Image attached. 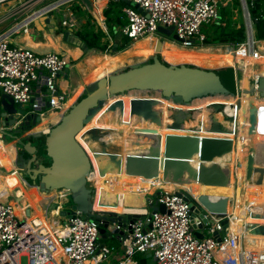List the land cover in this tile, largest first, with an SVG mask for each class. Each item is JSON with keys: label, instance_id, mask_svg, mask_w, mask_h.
I'll list each match as a JSON object with an SVG mask.
<instances>
[{"label": "water", "instance_id": "1", "mask_svg": "<svg viewBox=\"0 0 264 264\" xmlns=\"http://www.w3.org/2000/svg\"><path fill=\"white\" fill-rule=\"evenodd\" d=\"M93 10L90 0H82ZM130 4L128 0H121ZM61 18L48 16L43 13L33 21L38 30H44L49 24L54 30H60L57 26ZM249 36L253 35V27L250 22L245 24ZM52 30V33L53 31ZM64 39L67 42L81 48L84 52H95L89 48L72 30H63ZM158 33L167 37H173L180 41L174 28L159 27ZM164 40H158L155 50L157 51L145 62H138L127 66L122 71H114L95 82L87 85L84 94L78 98L70 107L69 111L61 120L52 126L48 132H32L31 137L24 144L23 148L29 160L19 156V149L16 142L15 166L22 180L30 187L37 188L41 193L65 191L67 193V211L63 212L73 218L76 210L97 223L102 239L107 235H119L124 231L131 230V224L138 219H143V214L119 215L112 211L94 210V196L96 189L90 185V177L93 173V163L85 148L77 140L78 134L93 120V118L106 106L109 99L118 96H127L131 92H162L173 98L176 103L188 106L197 98H206L213 95H227L233 98H240L242 95H249L264 99V76H257L253 80L245 82L244 88L240 87L239 69L233 66L208 68L191 63L173 64L166 61L159 51L163 47ZM117 47V41L114 48ZM116 52V49H113ZM160 101L156 98H133L130 101V118L138 121H145L157 127L163 126L162 112L158 109ZM211 124L209 130L212 133L236 135V127L227 128L216 117V114L223 108L222 104H213ZM171 111V123L167 124L170 130H182L183 124L193 112L182 108H169ZM125 111V103L122 98L116 100L106 108V112ZM23 111L15 104L14 99L0 92V126L14 127L9 134L22 133L31 130L40 121L37 115L26 116L17 124ZM228 117V116H226ZM232 119V118H230ZM233 121V119H232ZM234 122H236L234 118ZM248 123V134H264V106H257L254 100L249 102L248 115L245 118ZM97 129L89 131L91 139L101 141V135ZM134 134L148 135L156 138L148 148L146 154H129L126 157L125 173L128 175L142 176L146 179H162L164 182L189 184L197 182L206 186L226 187L230 184L231 178L237 179V175L229 168L222 166L215 160L225 155L238 151L234 138L229 136H200L191 134L168 133L165 137L164 150L162 149V137L157 130L145 128L136 131ZM25 138V137H24ZM21 140V139H20ZM6 142V137L3 139ZM253 145V144H252ZM264 145V144H263ZM261 144H254L249 147L248 155L244 158L246 162L245 180L253 181V175H258L257 185L264 183V149L260 150ZM245 148V145L242 146ZM21 150V151H22ZM261 151L260 155H258ZM103 154L109 158L111 167L121 169L122 162L117 153H109L104 147ZM198 156L199 164L193 166L192 161ZM39 162H46L39 165ZM33 166V167H32ZM240 166V162H239ZM31 167V168H30ZM29 177H25L27 171ZM105 172L103 171L102 174ZM176 195L183 197L189 203L192 224L194 228L203 229L207 222V213L217 214L224 217L228 214L229 205L233 203L228 197L212 198L203 194L194 198L190 192L177 191ZM197 202H196V201ZM148 208H153L152 206ZM147 209V208H146ZM159 210L165 212L163 204L154 207L152 213ZM252 214V213H250ZM257 217L261 216L253 214ZM202 219L203 224L196 227V222ZM24 223V219H22ZM230 221L224 219L222 225L226 230ZM247 229L251 234L264 235V224H248ZM200 239L204 235L196 231Z\"/></svg>", "mask_w": 264, "mask_h": 264}, {"label": "built area", "instance_id": "2", "mask_svg": "<svg viewBox=\"0 0 264 264\" xmlns=\"http://www.w3.org/2000/svg\"><path fill=\"white\" fill-rule=\"evenodd\" d=\"M10 1L12 0H0V5ZM35 1L37 0H17L14 6L15 13L18 14ZM74 1L80 2L83 10L90 11L82 0H58L47 8L29 15L25 21L23 20L24 24L33 25V21L43 13L63 11L60 27L63 30H82L84 24L72 10ZM128 1L130 5L123 9L127 24L121 28V33L125 37L135 43L146 36L155 35L159 27H173L184 48H199L196 47L197 41L203 45L207 35L202 31V27L215 23L223 25L224 23L220 22L219 8L227 7L233 2V0ZM238 1L245 11L246 21L253 27L250 8L254 6L255 0ZM66 5L68 8L62 9ZM22 25L16 24L0 33V92L11 96L23 111L17 124L28 115L39 117L54 115L57 118L56 122L51 121L47 130L40 131L44 133L57 124L72 106L68 105L69 94L59 83L61 77L67 74L70 61L66 55L57 51L40 54L11 42V36L18 33ZM259 42L253 29V35L249 36L247 32V39L231 46V52L241 57L257 58L261 54ZM235 67L240 71L239 63ZM13 129L14 127L0 126L1 140L3 141L6 134ZM176 192L162 191L158 196L149 198L146 202L149 207L163 204L165 212L146 211L143 219H138L130 225V232L124 231L116 235L124 250V256L120 258L119 264H137L131 260L136 253L151 254L157 264H226L218 256L225 247H229L232 264H264V253L250 250L245 255L246 250L239 249V238L230 234L222 225L224 217L207 213L205 224L202 219L196 222V227L203 224V229L194 228L189 203L176 195ZM55 193L56 203L58 200L60 204L63 200L67 202L65 191ZM12 199L16 200L15 197ZM226 216L233 215L228 212ZM196 231L201 232L204 237L198 238ZM99 239L97 223L87 219L78 210L61 229L53 233H43L41 238H38L28 226L25 213L19 217L12 203L0 200V264H102L113 255L115 247L100 246ZM58 255L59 261L56 258Z\"/></svg>", "mask_w": 264, "mask_h": 264}, {"label": "bare ground", "instance_id": "3", "mask_svg": "<svg viewBox=\"0 0 264 264\" xmlns=\"http://www.w3.org/2000/svg\"><path fill=\"white\" fill-rule=\"evenodd\" d=\"M106 3V2H105ZM104 3L97 4L93 6V9L100 13L99 17L102 18L101 12L104 8ZM151 36V35H150ZM30 38V37H29ZM32 40V39H30ZM49 41L53 42L51 38ZM156 42V40H155ZM38 43V42H37ZM42 43V42H41ZM48 43V42H47ZM44 44V43H42ZM46 44V43H45ZM37 46V45H36ZM156 43L153 42V38H147L141 42H135L131 45V47L120 54H116V56H96L94 59V71L86 77L85 82H90L94 79H98L97 76H101L103 74H109L113 69H121L124 66L131 65L134 63L142 62L149 58L150 55L156 54ZM258 47L262 54L258 55L257 58L254 57H241L236 55V61L240 64L241 67L245 68L247 71V75H244L240 68L239 78H240V87L244 88L245 82H247L251 77L252 70L255 68V73L252 78H256L257 76H264V45H260L258 43ZM213 52V53H212ZM159 54L163 56V58L173 64L179 63H191L201 67H215V66H225L228 64H232L234 57L233 53L229 49L224 50H212L210 47L204 48H190L186 49L184 47H177L176 45L165 43L163 47L159 51ZM212 54V55H211ZM68 59V58H67ZM101 60V61H98ZM93 61V60H92ZM100 79V78H99ZM82 87L75 90V95L78 96L81 93ZM117 98H122L125 103V111L124 114L121 115L117 112H106V108L115 102ZM133 98H156L160 101L158 109L162 112L163 116V126L157 127L150 122H145L143 120L138 121L136 118H130V101ZM254 100V103L257 106H264V99H259L256 97H251L249 95H242L240 98H233L227 95H213L206 98H197L192 101V103L188 106H183L171 98L170 96L165 95L162 92H145V91H135L131 92L127 96H118L109 99V102L106 106L93 118V120L78 134L77 140L81 143V145L86 149L90 158L93 162V173L90 177V181L93 178L95 170H98L97 174L106 172V169L110 167L109 158L106 154H96L92 148L99 149L98 143L106 142L108 144H117L120 147L119 150V158L121 159L122 166L119 172L125 173V162L126 157L129 154H146L148 153V148L155 142L156 138L148 135H139L136 139H133L131 135L136 131H141L145 128H152L157 130L160 136L162 137V149L164 150L165 146V137L171 132L170 129L167 128V124L171 123L170 119V107L172 108H182L185 110L193 111L192 119H189L183 124L182 130H175L179 134H191V135H200L202 136H213L209 128L211 124L210 115L213 111V104H222L225 106V111L229 116L235 118L237 126L239 122L240 135L243 133L247 134L248 132V123L245 122V118L248 115L249 102ZM240 102L239 106L235 105V102ZM217 116V115H216ZM99 117V119H98ZM97 119L99 122H97ZM137 121L139 123H137ZM47 123V121H45ZM46 123L40 125L39 128H45ZM97 126V127H96ZM95 127V128H94ZM97 129L98 131H102L108 133L105 137L101 138V141L91 140L89 137L84 136V133L88 129ZM108 128V129H107ZM129 133V134H128ZM125 134V137L122 136ZM212 134V135H211ZM260 134V133H258ZM127 135L128 138H127ZM87 138L90 142L91 146L83 140ZM257 136V135H255ZM256 139V137H255ZM264 140V136H259L258 141ZM249 142L248 137L239 136L237 142V148L239 149L235 153H231L225 155L222 160L217 158L215 161L222 166L226 161H231V164L234 165L236 159L240 161L239 174L242 171V163L243 158L240 157V152L245 153L242 150V144ZM263 141L260 149L264 147ZM240 146V148H239ZM244 146V145H243ZM10 158L14 159V148L13 144H5L0 138V158ZM98 162H97V159ZM0 159V160H1ZM15 161V160H14ZM13 160L0 161V168L12 167L15 166ZM224 162V163H223ZM193 166L197 167L199 164L198 156H195L192 161ZM101 167V168H100ZM233 168V167H232ZM19 174L17 172L13 175L6 174L0 171V200L4 202L12 203L16 209V213L19 217L22 215H26L28 226L32 228V230L37 234L38 238H41V234L43 233H53L57 231V228H54V222L48 220L44 217L48 204L51 202H56L57 195L56 193L52 196V194L46 195L41 193L37 188L28 187V190L25 193H20V195H10L13 192V188L10 189L6 183L10 184L12 178H17V181L20 182ZM114 175L105 174L104 180H97L98 189L103 188V182L107 181L108 190L106 186H104V190L101 196L98 197L96 194L94 196V210L96 211H117L123 212L127 211L125 209V199L130 196V194L136 195L134 197H143V195L139 194H148L157 188L163 189V191H174L176 188H182L188 190L192 196L195 198H199V196L206 194L211 196L212 198H233V203L229 205V212L233 215L232 217L224 216V219H228L230 221L229 227L227 228L229 233L233 236H237L239 238V249H244L245 255L248 254L250 250L255 249L254 251L259 252L260 254L264 253V235L262 234H251L248 229V224H264V183L262 186H254L252 184H248L242 182V186L238 189L235 186V182L233 178H231L230 184L226 187L220 186H206L197 182H191L189 184H179V183H171L164 182L161 178L154 180H145V179H136L131 177L123 178L126 181L120 180L119 178H115ZM108 179V180H107ZM4 182V183H3ZM20 183H18L19 185ZM176 184V186L174 185ZM26 190V189H24ZM124 190V191H123ZM139 192V193H138ZM187 192V191H186ZM32 196V197H31ZM15 197L16 200L12 198ZM117 198L118 203L117 207H114L111 202H105L106 198ZM20 198V199H19ZM22 198V199H21ZM24 198V199H23ZM238 200V201H237ZM49 201V203H48ZM107 201V200H106ZM37 204H42L44 209L43 212H40L37 209ZM253 208V209H251ZM39 212V213H38ZM38 213V214H37ZM252 213V214H250ZM53 214H58V209L56 208ZM258 214L261 215L259 217L253 215ZM53 216V215H52ZM242 219L241 221H237L238 218ZM55 221V220H54ZM238 222V224H237ZM36 224L38 227H36ZM36 227V228H35ZM61 229V227H60ZM229 247H225L218 254L219 258L222 260L226 259L227 264H232L230 259ZM57 261H59V255L56 257Z\"/></svg>", "mask_w": 264, "mask_h": 264}, {"label": "crops", "instance_id": "4", "mask_svg": "<svg viewBox=\"0 0 264 264\" xmlns=\"http://www.w3.org/2000/svg\"><path fill=\"white\" fill-rule=\"evenodd\" d=\"M46 1L47 0H37L35 2H32L29 6H26V8H24L23 10H20L18 14H16L15 11H14V9H15L14 6H16V4H17L16 0H12L10 2H7V3H4V4L0 5V33L6 31L10 27H14L16 24H23L21 26L22 29H20V31L18 33H16V34L11 36V38H10L11 42H13L15 44H18V45H21V46H24V47H28L30 49H33L37 53H40V54H45V53H48V52H51V51H57V52H60V53H62V54L67 56L68 60L70 61V66L67 69V74H65V75H63L61 77V79L59 80V83H60L61 88L63 90H65V91H67V93L69 94L70 100L68 102V105H70V104H73L78 98H80L84 94V91H85V88H86L87 85L91 84L92 82H95L99 78H102V77L108 75V74H103L101 76H97L98 79H94V80L88 82V84H87V82H85L86 77L89 76L94 71L93 66H94V62H95L94 59L96 58V56L106 55V56H113L114 57V56H116V54H120L122 52L127 51L130 47L127 50H125V51L116 52L113 55L98 53L99 49H95V48H92L95 51L93 53L84 52L78 46H76L74 44H68L67 41H65L63 32L60 31L62 29L60 27V24L59 25L57 24V26L60 27V30H58V31L54 30V26L49 25V24L45 27V29L43 31L42 30L41 31L38 30L37 28L34 27V25L26 26L24 24V21L29 15H31L34 12H37L39 10L45 9L48 6H50L49 4H46ZM90 1L92 2L93 6L95 5V3L101 4V3H105L106 2L105 6H104V8L102 9V12H101L102 18L99 17L100 13H97L94 10L95 8L93 10H90V11H86V10L82 9L83 12H90L93 15L91 19L88 18L89 19L88 23H85V20L81 21V23H85V25H82V27L83 26L86 27L87 25H89V26L93 25L92 23H94V20L98 19L99 26H97V29L92 28L90 30L92 32H94V34L97 35V36L102 34L101 38H100L101 39L100 41H102L103 39L107 38V39H109L111 41V45L115 44L116 40L112 39V36H111V32L112 31L110 30V28L108 26L107 19H106V16H105L104 12L110 5L114 6L117 10H120V18H121L122 24L113 26V29H114L113 31L119 32V29L127 24L126 23L127 22L126 15L124 14L123 9L126 6H129L130 4L122 6L121 3L118 2V0H90ZM78 3H80V2H78ZM3 5H6V7H3ZM47 15L61 18L62 15H63V11H51V12L47 13ZM123 23H124V25H123ZM25 28L27 29L26 32L24 31ZM52 30H54L53 33H52ZM79 31H83V30H79ZM79 31H73L72 33L74 35L78 36L77 32H79ZM49 38H51L53 42L49 41ZM147 38H154L156 40L155 43L157 44L158 40H157V37L155 35L146 36V37L138 40L137 42L144 41ZM30 39H32V40H30ZM41 42L44 43V44H42ZM105 43H107V40H105ZM170 44H173V43H170ZM100 46H104L102 42H100ZM109 48H111V47H109ZM212 50H213V48H212ZM109 51H112V50H109ZM233 57H234V60H233L232 64H228V65H225V66H233L235 63H238L236 61V54H233ZM98 61H101V60L98 59ZM127 66H129V65H127ZM127 66H124L121 69H113L110 73H112L114 71H122ZM240 68H241L242 73L244 75H247V71L245 70V68H243L241 66H240ZM254 73H255V68L252 70V73L250 75L251 78L254 76ZM80 87H82L81 93L78 96H76L75 95V90H77ZM117 100H118V98H117ZM216 115H217L216 117L218 118V120H220L223 125L227 126V128L233 129L234 127H236V135L232 136V138H234L235 145L238 142L239 136H241V139H243V137H245V136L249 138V142L242 144V146L245 145V148L242 147V150L245 153L240 152V157L239 158H241V157L243 158L241 173L239 174V168H240L239 162L241 160L238 161V158L235 161L234 168H232L234 173L237 175V179L234 180V178H233V181L235 182V186L239 189L242 186V182L246 183V180H245V173H246L245 165H246V162L244 161V158L248 155V149H249V147L253 146L254 144H259L262 141L264 142V140H261V139H260L261 141H258L259 136H262V135L264 136V134L255 133L253 135H249L248 132H247V134L243 133V135L242 134L240 135V129L238 127L239 126V122H238V126H237L236 122L232 121L231 119H227L226 116H228L230 118H232V116H229L226 113L225 110H224V112H219ZM98 119H99V117H98ZM98 119H97V122H99ZM56 120H57V118L54 115H51V114L49 116L47 114L46 116L40 117V121L37 123L36 129H38V130H47V128L49 127V124L51 123V121L56 122ZM45 121H47V123ZM44 123H46L45 128L40 129L39 126L43 125ZM137 123H139V122L137 121ZM92 129L93 128L88 129L84 133V136L86 134H88L89 131L92 130ZM100 132H102V131H100ZM6 135H8V133ZM255 135H257V136H255ZM84 136H83V140L91 146L90 142L87 140V138H84ZM122 136L125 137V134H123ZM128 136L129 135H127V138H128ZM22 137H24V136H22ZM255 137H256V139H255ZM13 148H14V145H13ZM239 148H240V146H239ZM91 149H93V151L95 153V157H96V154H103L101 152V150L92 148V146H91ZM263 149H264V147L262 149H260V150L263 151ZM261 151H259L258 155H260ZM15 158H16V149L14 148V159L12 157H11V159L10 158L7 159V157H6V158H2V159L0 158L1 159L0 161H6V160L7 161L8 160H13L14 161ZM91 161H92V159H91ZM97 162H98V159H97ZM229 165L232 166L231 161H230ZM1 170H2V168H0V171ZM3 170L4 171H2V172L6 173V174L13 175L16 172L18 174V168H16V166H14V165L12 167L3 168ZM118 170L119 169L117 167H114V166L111 167V165H110V167L108 169H106V172L104 174H102V173L97 174L100 171L95 170V173L93 175V178L90 181V184H91V186H93L96 189V193L95 194L98 197H100L101 194H102V192L100 193V191H106V190H104V186H106V189L108 190L107 181L103 182V188L102 189H98L97 186H96V185H98L97 180H104L105 181V174L106 173L109 174V175H114L115 178H119L120 180H123V181H126V180L123 179L125 177H128V178L129 177H131V178L137 177L136 179H145V180H149V181L150 180H154L155 181V179H146V178H144L142 176L128 175L126 173L119 172ZM18 177L20 178L19 179L20 182L17 181V178H12L11 181H10V184L6 183L8 185V187H9V192H10V189L13 188V192L12 193L10 192L11 193L10 195H13V196L17 195V194L20 195V193L23 194V193H25V191L28 190L29 186L22 180V178L20 176H18ZM257 178H258V175H253V179H252L253 181L247 182V183L248 184H252L254 186H262L263 184L257 185L255 183ZM18 183H20V184L18 185ZM171 183H173V182H171ZM174 185L176 186V184H174ZM33 188H35V187H33ZM24 189H26V190H24ZM162 191H163V189L157 188L156 190H153L152 192H150V193H148L146 195L139 194V195H143V197H138V198L134 197L136 195L130 194V196L126 197L125 204H124L125 209H128V210L127 211H123V212H117V211H113V212H116L119 215H123V214H144L146 211L147 212H151L150 208H148L149 206L146 204L147 200L149 198H151V197L158 196L159 193L162 192ZM174 191H187V190L186 189H182V188H176V190H174ZM53 195L54 194H52V196ZM64 202H65V200H63L61 204H60L59 200H58L57 203L56 202H51L50 204H48L46 212L44 214V217L46 218V221L50 220V221H52V223L54 222V228L58 227L57 230L60 229V227L64 226L68 222V219L70 218L68 216V214L63 213L65 211H67V209H68V206L63 204ZM105 202H111V204H113L114 207H117L118 200H117L116 197L112 198V199L111 198H106ZM48 203H49V201H48ZM52 205H56V207L52 208ZM56 208L58 209V214L54 215L53 212H54V210ZM37 209L40 212L44 211V209L42 207V204H37ZM251 209H253V208H251ZM237 221L238 222L241 221V224H242V219H240V217L238 218ZM238 222H237V224H238ZM36 227H38L37 224H36ZM243 227H244V225H243ZM114 236L115 235H112V236L107 235V237L105 238L106 242L105 243L102 242L100 244V246L115 247V252L113 253V255L106 262H104L102 264H119L120 258H123V256H124V250H123V248H122V246H121V244L119 242L118 236L115 237V239H116L115 242L108 244L109 241H112L114 239ZM148 258H153L154 262L157 264L156 259L149 253H145V254L136 253L135 255H133L131 257V260L137 262V264H148V261H147Z\"/></svg>", "mask_w": 264, "mask_h": 264}, {"label": "rangeland", "instance_id": "5", "mask_svg": "<svg viewBox=\"0 0 264 264\" xmlns=\"http://www.w3.org/2000/svg\"><path fill=\"white\" fill-rule=\"evenodd\" d=\"M17 1V0H16ZM56 1H58V0H47L46 1V4H49V5H51V4H53V3H55ZM118 2L119 3H124V2H122L121 0H118ZM45 4V5H46ZM125 5H129L128 3H124ZM103 6H105V3L103 4ZM3 7H6V5H3ZM68 8V6L66 5V6H63L62 7V9H67ZM223 8V9H222ZM229 9V12H230V14L228 15V16H230V19H231V22H232V25L233 26H235V27H240L241 25H245L246 23H247V21H246V18H245V16H244V14H245V11L243 10V8H242V4L238 1V0H233V2L232 3H230L227 7H223V6H220V8H219V12H220V15L222 14V11L224 10V9ZM72 10H74L75 11V13L77 14V16H78V19L80 20V21H82V20H85V23H88L89 22V19L88 18H92V14L90 13V12H83L82 11V8H81V6L79 5V3L77 2V1H74L73 3H72ZM94 20V19H93ZM85 23H82V24H84L85 25ZM127 23V22H126ZM93 25H87L86 27L85 26H83L82 27V30H90V29H92V28H94V29H97V26H99V24H98V19H95L94 20V23H92ZM123 25H124V23H123ZM213 25L214 24H205L203 27H202V31L204 32V33H209L210 31H211V28L213 27ZM246 27V26H245ZM253 29H254V26H253ZM255 30V29H254ZM61 32L63 31L62 29L60 30ZM111 36H112V39H114V40H116V39H120V41H121V43H125V46H127V48H126V50L129 48V47H131V45L133 44V42L131 41V40H129L127 37H125L122 33H121V28L119 29V32H116V31H112L111 32ZM155 36L157 37V40H161V39H163L165 42H164V44L165 43H173L174 45H176L177 47H181L182 46V43L180 42V41H177L175 38H174V36L173 37H167V36H165V35H162V34H159V33H156L155 34ZM104 40V41H103ZM102 41H100V42H102L103 43V45H106L107 46V49L106 50H98V53H101V54H108V55H113L114 53H116L115 51H113V49H114V45L115 44H113V45H111V41L109 40V39H107V38H105V39H103ZM105 40H107V43H105ZM153 42L155 43V39L153 38ZM68 44H72L71 42H67ZM201 44V42H199V41H197L196 42V47H198L199 46V48H204V47H206V46H204V45H200ZM204 44V43H203ZM260 45H264V39H262V40H260ZM109 47H111V48H109ZM183 47V46H182ZM209 47H211V48H213V49H215V50H224V49H229L230 51H231V46L230 45H226V46H209ZM199 48H197V49H199ZM186 49H190V48H186ZM109 50H112V51H109ZM263 53H264V50H263ZM262 54V53H261ZM153 55H150L149 56V58H151ZM147 60V59H146ZM146 60H144V61H142V62H145ZM141 63V62H140ZM235 66H237V63H235L234 64ZM221 68V67H226V66H215V67H208V68ZM240 73V72H239ZM255 78V77H254ZM250 80H253V78H250ZM88 84V83H87ZM241 103L240 102H235V105H237V106H239ZM224 110H225V106L223 105V108L220 110V111H222V112H224ZM213 111H214V109H213ZM213 114V113H212ZM192 117H193V112L190 114V116H188L187 118L188 119H192ZM210 117H211V115H210ZM227 119H230V117H226ZM233 119V121H234V118H232ZM231 119V120H232ZM40 132V131H42V130H38V129H36V127H34V128H32L29 132H28V134H30V133H32V132ZM171 132H169V133H178V132H175V130H170ZM135 133V132H134ZM132 134L131 136L132 137H134L133 139H136V137H137V135L136 134ZM98 134L99 135H101V137L103 138V137H105L108 133H105V132H98ZM26 134H24V136H25ZM212 135V134H211ZM213 135H216V136H229V137H232V135H229V134H219V133H214ZM86 137H89L90 139H91V134L90 133H88L87 134V136ZM6 142H4L5 144H15V141H11L12 139H18V140H20L22 137H21V133H14V134H9L8 133V135H6ZM26 141V139H23L21 142L22 143H25V141ZM92 140V139H91ZM7 141H11V142H7ZM19 146H21V145H19ZM98 146H99V148L100 149H102V148H106L107 149V151L109 152V153H118L119 152V150H120V147H119V145H117V144H115V145H113V144H108V143H106V142H101V143H98ZM219 160H222V159H219ZM224 163V162H223ZM221 164V163H220ZM230 164V160H228V162L226 161L223 165H225V167H230L231 169H232V167L234 168V165H232V166H230L229 165ZM1 171H4L3 169L1 170ZM91 185V184H90ZM237 185V184H236ZM152 192V191H151ZM187 192H189L188 190H187ZM52 194V193H51ZM22 199V198H21ZM24 199V198H23ZM230 200H232L233 201V198L231 199L230 198ZM56 207V205H52V208H55ZM153 209L154 208H150V210L151 211H153ZM115 237H116V235L114 236V239L112 240V241H109L108 242V244H110V243H113V242H115L116 241V239H115ZM102 242H106V240L105 239H102L101 237H100V239L98 240V244L100 245ZM253 250H255V249H253ZM147 261H148V264H156L155 262H154V259L153 258H148L147 259ZM224 261L226 262V264H227V261H226V259H224Z\"/></svg>", "mask_w": 264, "mask_h": 264}, {"label": "trees", "instance_id": "6", "mask_svg": "<svg viewBox=\"0 0 264 264\" xmlns=\"http://www.w3.org/2000/svg\"><path fill=\"white\" fill-rule=\"evenodd\" d=\"M121 5L124 6L125 4L121 3ZM104 13L111 31L114 30V25L122 24L120 18V10H117L114 6L110 5ZM250 13L255 29V36L258 40H262L264 39V0H255L254 6L250 8ZM229 14V9L225 8L222 11L220 22L224 24L221 25L219 23H215L213 25L211 31L209 33H206L207 37L203 44L204 46H235L247 39V31L245 25L243 24L239 28L233 26L230 16H228ZM77 35L89 48H95L101 51L107 49L106 45L100 46V38L102 34L97 36L91 30L86 29L77 32ZM116 41L117 47L114 48L116 49V52L125 51L127 48V46H125V43H121L120 39H116ZM13 140L14 139H12L11 141Z\"/></svg>", "mask_w": 264, "mask_h": 264}, {"label": "flooded vegetation", "instance_id": "7", "mask_svg": "<svg viewBox=\"0 0 264 264\" xmlns=\"http://www.w3.org/2000/svg\"><path fill=\"white\" fill-rule=\"evenodd\" d=\"M30 130H25V131H23L22 133H21V137L22 136H24V134H26L24 137H22L21 138V140H19V141H17L16 142V144H17V147H18V149H19V152H18V154H19V156H24V158L23 159H25L26 161H28L29 160V158L30 157H28V155H27V153L24 151V150H22V149H20V148H23L24 147V144L29 140V138L31 137V135H29L28 134V132H29ZM23 139H26V141H25V143H22L23 141ZM22 141V142H21ZM19 145H21V146H19ZM22 150V151H21ZM46 162H39V165H41V164H44V165H46L45 164ZM33 167V166H32ZM31 168V167H30ZM24 175H25V177H29L28 175H30V174H28V169H27V171L25 170L24 171Z\"/></svg>", "mask_w": 264, "mask_h": 264}]
</instances>
